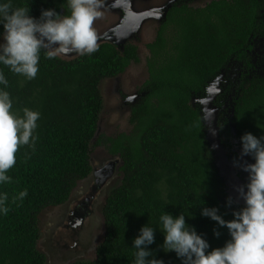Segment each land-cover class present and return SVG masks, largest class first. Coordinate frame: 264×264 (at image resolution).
Masks as SVG:
<instances>
[{
  "label": "trees",
  "instance_id": "16d2710c",
  "mask_svg": "<svg viewBox=\"0 0 264 264\" xmlns=\"http://www.w3.org/2000/svg\"><path fill=\"white\" fill-rule=\"evenodd\" d=\"M3 3L28 7L32 18L43 10L68 7L67 0H0ZM180 12L168 13L154 41L146 45L149 76L143 95L130 109V135L95 142L118 158L122 179L105 199V233L94 261L74 264H134L133 241L144 226L154 229V243L146 247L153 254L148 259L182 264L163 248L162 214H183L210 252L224 245L225 231L201 215L203 208H216L227 221L242 209L232 199L228 203L226 182L206 139L200 102L193 99L202 98L217 76L227 78L231 69L245 68L228 109L231 120L222 125L233 126L240 144L246 133L264 136V49L251 57L253 48L264 44V0H211ZM136 62L135 46L119 51L111 43H101L94 53L72 60L49 59L42 51L39 71L31 80L0 63V73L8 81L0 90L10 94L12 111L22 116L28 108L40 114L34 145L20 147L7 173L12 182L0 183L9 209L7 214L0 212V264H45L37 249L39 215L63 204L90 175V152L102 110L99 83ZM223 86L226 92L230 84ZM24 190L27 195L13 202Z\"/></svg>",
  "mask_w": 264,
  "mask_h": 264
},
{
  "label": "clouds",
  "instance_id": "9594fccd",
  "mask_svg": "<svg viewBox=\"0 0 264 264\" xmlns=\"http://www.w3.org/2000/svg\"><path fill=\"white\" fill-rule=\"evenodd\" d=\"M67 3L68 7L61 11L43 10L41 16L35 15L34 18L30 17L28 7L13 8L11 3L0 4V24L3 26L0 63L14 74L31 80L39 71L42 51L49 59L57 55H85L97 51L98 36L94 22L103 16L104 0H67ZM0 84L5 87L8 84L3 73H0ZM22 111V116L13 112L10 94L0 90V183L12 182L7 173L15 165L20 147L30 143L34 145L33 132L40 114L28 108ZM241 144L240 158L251 155L255 160L253 164L239 165L249 174L248 183L236 188L245 207L233 212L231 221L222 219L216 208L205 207L201 212L202 216L224 228L225 243L221 248L207 251L209 244L186 225L183 214L176 218L170 214L160 216L163 248L174 252L182 259V264H264V136L258 139L246 133L241 137ZM26 195L27 190L21 191L13 202ZM231 199L228 200L229 205ZM7 200V193L0 194V212L4 214L9 211L5 206ZM214 234L219 235L218 232ZM152 243L154 229L142 227L133 241L136 249L134 264H163L158 259H148L153 254L146 247Z\"/></svg>",
  "mask_w": 264,
  "mask_h": 264
},
{
  "label": "rangeland",
  "instance_id": "374dc122",
  "mask_svg": "<svg viewBox=\"0 0 264 264\" xmlns=\"http://www.w3.org/2000/svg\"><path fill=\"white\" fill-rule=\"evenodd\" d=\"M171 0H104L103 16L94 22V28L97 32V44L111 43L122 51L125 45L131 44L137 48L138 62L131 63L125 71L116 78L104 79L99 83V90L102 97V110L100 113V120L98 128L93 140V148L90 152L91 166L97 168L104 162H109L110 156L103 144H96L95 142L101 138L105 141L107 138H115L119 134L130 135L132 126L128 119L130 116V109L135 105L140 97L143 95V85L148 79L149 72L147 69V58L150 57L147 44L154 41L156 33L160 25L164 22L166 12L168 11V4ZM211 0H188V6L192 8H201ZM3 43V41L1 42ZM264 44L260 43L257 50H263ZM79 54L71 53L67 55H57L63 60H72ZM238 69H231L227 78L223 74L217 76L205 89V94L200 99H193L199 101L202 109L203 124L207 130L206 139L211 146L216 163L223 181L226 182L227 194L229 198H233L234 202H239L245 205L243 199L239 197L236 188L243 186L240 179L242 171L239 165L253 164L254 159H249L244 156L242 159L231 157V159H223L225 155V148L222 147L220 139H218L217 125L220 118L216 119L215 110L218 109L216 101L225 93L226 82L232 79L234 82L240 74ZM228 79V80H226ZM234 80V81H233ZM222 83V84H221ZM221 86H223L221 88ZM220 89L221 92L219 91ZM236 94L233 90L228 97L221 101L224 108H227L234 100ZM218 111V110H217ZM231 135L234 137V130L232 125ZM235 140V137L232 141ZM219 141V143H218ZM220 144V146H219ZM236 146V144H232ZM236 151H241L237 150ZM236 152V153H237ZM224 153V155H223ZM241 152L238 155L241 157ZM238 156V157H239ZM120 165V163H118ZM236 175V177H235ZM122 179V173L118 170L114 171L111 180L105 184L108 194L111 189L117 187ZM90 185H93L94 178H89ZM88 180V182H89ZM76 190L84 189L85 183L79 182ZM109 188V189H108ZM247 189L245 188V191ZM104 191V189H103ZM104 196V194H103ZM103 208V204H101ZM102 208L96 209L86 219V231L92 227V233L98 237V242L92 244L91 251L85 250L87 253L85 257L77 255L76 259L66 261L67 253H60L59 250L51 248L50 233L54 231L55 225L60 223L66 215L67 210H60L59 207H48L44 209L39 215L38 229L39 239L37 241V249L45 256V264H73V262H91L95 259V249L98 244L102 242L104 237V219L102 215ZM227 221L226 219H224ZM58 227V226H57ZM56 227V228H57ZM53 229V230H52ZM91 230V229H90ZM230 234L228 241H230ZM84 240L81 241L83 244ZM79 252L78 254H81ZM68 262V263H67Z\"/></svg>",
  "mask_w": 264,
  "mask_h": 264
},
{
  "label": "flooded vegetation",
  "instance_id": "af4514ba",
  "mask_svg": "<svg viewBox=\"0 0 264 264\" xmlns=\"http://www.w3.org/2000/svg\"><path fill=\"white\" fill-rule=\"evenodd\" d=\"M187 2L188 0H171L168 4V11L166 12L164 20L166 19L168 13L170 14V13L180 12L183 7L191 8L190 6H188ZM180 14L182 15L184 13L180 12ZM257 52H258L257 47L253 48L251 57L253 58L254 56H256ZM252 63H255V61H252ZM256 68L257 67H255V71ZM238 71H239L238 74H240L238 78H240V76L242 75L241 73L245 71V68L244 70L238 68ZM238 78L235 81L233 80L234 82H232V79L229 80L228 83L230 84L229 90L226 91L220 98H218L215 105L218 107V113L216 119L218 118L219 120L220 118V122L216 123L218 139H220L219 141H221L222 147L225 148V156L227 160L231 159V157H236L241 159L240 156L238 155V153L241 151L237 152L236 149L242 150V144H240V142L236 139L235 133H234L235 140L232 141L234 137L231 135V133H229L231 132V128L229 124L226 127L222 125L223 121L229 123L231 120L230 111L228 109L231 107L232 103L227 108H224L223 104H221V101L223 99H226L227 97H228L227 99L228 101L231 100L229 94L231 93V91L233 92V90L235 92V86L238 81ZM231 83L233 85H231ZM238 84L239 81L237 85ZM205 131L207 133L206 129ZM226 132L229 133L230 139H226L225 137V135H227ZM223 141L227 142L228 145L226 146L223 143ZM233 143L236 144V146H233L232 145ZM109 156H110L109 159H114V160H110L109 162H104L97 168H92L91 172L94 177L93 185H90L89 179L84 180V182H82L85 183V187L83 191L82 190L78 191L76 190L77 187H75V189H73V191L69 195L68 199L63 204L57 206L59 207L60 210L62 209L67 211L62 221L57 225H55V227L53 228L54 231H51L50 244L52 245L51 248L59 250L60 253L68 254V258L66 261L76 259L77 255H81V256L83 255L85 257V255L87 254L85 250L88 249V251H91L92 244L98 242V237L94 233H92L93 230L92 227L86 231L85 221L91 215L93 210L94 211L96 209L99 210L102 208L101 204L104 205L105 199L107 197L106 193L108 192L107 188L105 189L104 186L107 183V181L111 180L114 171L118 170L119 168L118 165L119 162L118 160H116L118 158L112 155ZM247 157L249 159H254L251 155H247ZM248 175L249 174L247 172H241L240 174V179L242 178L243 186L248 183ZM236 204H238L241 208L245 207V205H242L240 203H236ZM80 223H82V226H80ZM82 240H84L83 244L81 243ZM81 250L82 253L78 254L79 252H81ZM74 263L75 262H73V264Z\"/></svg>",
  "mask_w": 264,
  "mask_h": 264
},
{
  "label": "water",
  "instance_id": "95a60500",
  "mask_svg": "<svg viewBox=\"0 0 264 264\" xmlns=\"http://www.w3.org/2000/svg\"><path fill=\"white\" fill-rule=\"evenodd\" d=\"M218 110V109H217ZM217 110H215V113H216V116H217ZM230 112H231V110H230ZM216 118V117H215ZM208 137V136H207ZM218 143H219V141H218ZM219 146H220V144H219ZM210 148H211V146H210ZM212 149V148H211ZM223 155H224V153H223ZM215 156V155H214ZM116 159V158H115ZM223 159H226L227 160V158H226V156L224 155L223 156ZM117 160V159H116ZM90 161V165H91V159L89 160ZM94 178L93 177V175H92V172H91V174L87 177V178H85V179H83V180H81L80 182L82 183V182H84V180H86V179H89V178ZM235 177H236V175H235ZM242 182V181H241ZM78 185V184H77ZM80 226H82V223H80Z\"/></svg>",
  "mask_w": 264,
  "mask_h": 264
}]
</instances>
